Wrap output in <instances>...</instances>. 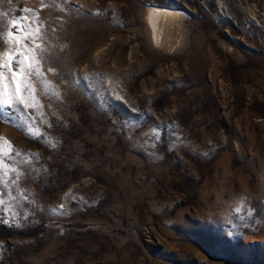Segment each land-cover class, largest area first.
Instances as JSON below:
<instances>
[{"label": "rangeland", "instance_id": "1", "mask_svg": "<svg viewBox=\"0 0 264 264\" xmlns=\"http://www.w3.org/2000/svg\"><path fill=\"white\" fill-rule=\"evenodd\" d=\"M0 264H264V0H0Z\"/></svg>", "mask_w": 264, "mask_h": 264}, {"label": "bare ground", "instance_id": "2", "mask_svg": "<svg viewBox=\"0 0 264 264\" xmlns=\"http://www.w3.org/2000/svg\"><path fill=\"white\" fill-rule=\"evenodd\" d=\"M143 17L147 22L151 41L158 47L166 45L168 39L164 38V32L172 31L179 14L166 8L150 7L146 9Z\"/></svg>", "mask_w": 264, "mask_h": 264}, {"label": "snow or ice", "instance_id": "3", "mask_svg": "<svg viewBox=\"0 0 264 264\" xmlns=\"http://www.w3.org/2000/svg\"><path fill=\"white\" fill-rule=\"evenodd\" d=\"M13 26L16 27L17 33H23L25 31L23 24L14 23ZM11 35H13L14 37H16V34H11ZM31 39L33 41H35L36 37L33 35V36H31ZM23 47L25 49H27V45H24ZM27 50L28 51H31L30 49H27ZM20 73H24L23 62H22V60H17L16 61V69L13 71V75L15 76V75L20 74Z\"/></svg>", "mask_w": 264, "mask_h": 264}]
</instances>
